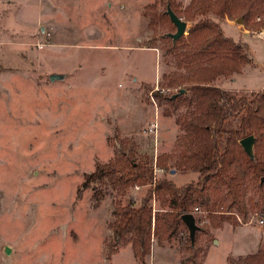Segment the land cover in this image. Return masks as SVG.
<instances>
[{
	"label": "rangeland",
	"instance_id": "rangeland-1",
	"mask_svg": "<svg viewBox=\"0 0 264 264\" xmlns=\"http://www.w3.org/2000/svg\"><path fill=\"white\" fill-rule=\"evenodd\" d=\"M167 1L0 0V264H142L134 241L144 264H249L264 245L253 184L244 209L234 205L224 221L191 201L192 246L179 218L163 213L153 231L158 201L152 227L121 225V209L143 188L96 182L93 194L82 185L96 164L130 155L151 159L157 178L177 186L197 179L174 166L186 109L155 96L162 69H173L164 38L173 31L160 17ZM206 194L229 204L223 187Z\"/></svg>",
	"mask_w": 264,
	"mask_h": 264
},
{
	"label": "trees",
	"instance_id": "trees-1",
	"mask_svg": "<svg viewBox=\"0 0 264 264\" xmlns=\"http://www.w3.org/2000/svg\"><path fill=\"white\" fill-rule=\"evenodd\" d=\"M166 4L192 25L178 39L173 40L168 33L164 37L168 42L167 52L172 56V61L166 60L165 64L173 69H162L155 96L173 108L186 109L181 121L183 153L174 161V166L197 172V179L177 186L169 179L157 178L151 159L137 160L130 155L96 164L91 173L84 175L82 185L90 186L93 194L96 182L108 183L122 191L143 188L142 197L130 199L121 209L119 220L121 225L138 230L150 228L151 204L153 200L158 201L162 211H157L161 213L154 218L155 233L163 228V213L171 221L181 219L183 214L190 213L191 201L205 206L211 219L220 215L222 221L227 220L226 215H231L230 208L234 205L244 209L238 202L251 184L261 200L260 212H264V88L258 91L226 89L217 83L231 78L251 62L248 44L228 34L221 21L241 18L246 30L264 29V0H190L186 5L168 0ZM160 17L168 20L174 32L175 26L166 11ZM248 135L254 136L252 157L240 144ZM155 166L165 170L166 162L160 156ZM212 186L225 189L230 199L227 206L224 201L208 202L206 193ZM189 245L192 246L190 239ZM133 247L135 258L144 264V253H139L135 241ZM145 252L149 253L148 238ZM248 258L249 264H264V245Z\"/></svg>",
	"mask_w": 264,
	"mask_h": 264
},
{
	"label": "crops",
	"instance_id": "crops-1",
	"mask_svg": "<svg viewBox=\"0 0 264 264\" xmlns=\"http://www.w3.org/2000/svg\"><path fill=\"white\" fill-rule=\"evenodd\" d=\"M221 24L228 34L240 37L248 44L251 62L243 65L239 72H234L231 78L217 81L218 85L226 89L261 90L264 88V32L246 30L236 20L223 19Z\"/></svg>",
	"mask_w": 264,
	"mask_h": 264
},
{
	"label": "water",
	"instance_id": "water-1",
	"mask_svg": "<svg viewBox=\"0 0 264 264\" xmlns=\"http://www.w3.org/2000/svg\"><path fill=\"white\" fill-rule=\"evenodd\" d=\"M166 14L169 16V19L175 26V32L169 33L168 35L173 39H178L181 36L185 34L187 23L186 21H183L181 18H179L168 6L166 9ZM236 22L242 23V19L238 18L236 19ZM62 75H57V74H50L49 75V80L53 81L55 79H60ZM254 143V136L253 135H248L240 140V144L245 151L247 155L250 157L253 156L252 154V146ZM182 222L186 225L189 231V238L191 243L194 241V236L196 230L199 228L198 225L195 222V218L192 213H186L181 216ZM8 247L5 248V253H8Z\"/></svg>",
	"mask_w": 264,
	"mask_h": 264
},
{
	"label": "built area",
	"instance_id": "built-area-1",
	"mask_svg": "<svg viewBox=\"0 0 264 264\" xmlns=\"http://www.w3.org/2000/svg\"><path fill=\"white\" fill-rule=\"evenodd\" d=\"M261 32L263 33L264 31L261 30ZM149 129H151V128H149ZM260 223H264V221L261 219V220H260Z\"/></svg>",
	"mask_w": 264,
	"mask_h": 264
}]
</instances>
